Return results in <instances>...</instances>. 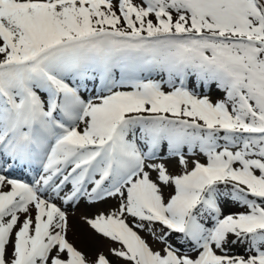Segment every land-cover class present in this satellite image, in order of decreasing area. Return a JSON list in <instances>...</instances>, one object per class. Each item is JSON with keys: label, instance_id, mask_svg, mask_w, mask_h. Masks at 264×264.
<instances>
[{"label": "snow or ice", "instance_id": "obj_1", "mask_svg": "<svg viewBox=\"0 0 264 264\" xmlns=\"http://www.w3.org/2000/svg\"><path fill=\"white\" fill-rule=\"evenodd\" d=\"M0 264H264V0H0Z\"/></svg>", "mask_w": 264, "mask_h": 264}, {"label": "rangeland", "instance_id": "obj_2", "mask_svg": "<svg viewBox=\"0 0 264 264\" xmlns=\"http://www.w3.org/2000/svg\"><path fill=\"white\" fill-rule=\"evenodd\" d=\"M169 168H170V171H176L175 163L173 162L172 165L169 166ZM20 179H22V178H20ZM114 203H115L114 201H108V202H102L99 205L92 206V205H86V204H84L82 202L80 205H77V206H69L68 208L66 207V211H67V213H69V212H73V211L74 212H77V210H79V212H80L79 213V217L81 218V220L79 221V223L82 224L79 227L81 229L82 226L87 228V226L83 222V219L85 217H92L98 211H106L109 208H111L114 205ZM233 210L235 211L236 209H233ZM69 225H70V228H71V231L69 233V239H70V241H72L78 248H80L86 254H88V255L91 256L97 250H100V249H102L104 251H107V242L106 241L98 240V239L97 240H94V239H92L90 237V235H89V238H90L89 244L88 245H85V244L82 245V243L84 242V240H83V237H84L83 233L81 232L80 229L78 230L77 227H76L77 229H75V228L72 227V222L70 221V219H69ZM87 232H89L88 228H87ZM150 243H151V241H150Z\"/></svg>", "mask_w": 264, "mask_h": 264}, {"label": "bare ground", "instance_id": "obj_3", "mask_svg": "<svg viewBox=\"0 0 264 264\" xmlns=\"http://www.w3.org/2000/svg\"><path fill=\"white\" fill-rule=\"evenodd\" d=\"M91 87V85H90ZM14 175L18 178H22L24 180H30L31 179V174H26L25 171L23 169H17L14 173ZM59 203V202H58ZM68 208V207H67ZM79 209V208H78ZM66 210V208H65ZM79 210H77V212H69L68 213V218L70 219V221L72 222V227L77 229L78 230L80 229L79 226H81L82 224L79 223V221L81 220V218L79 217ZM79 224V225H78ZM77 227V228H76ZM81 232L83 233L84 237H83V240L84 242L82 243L85 244V245H88L89 244V241H90V238H89V232H87V228L86 227H83L80 229Z\"/></svg>", "mask_w": 264, "mask_h": 264}]
</instances>
